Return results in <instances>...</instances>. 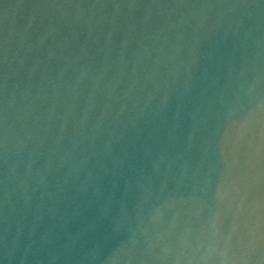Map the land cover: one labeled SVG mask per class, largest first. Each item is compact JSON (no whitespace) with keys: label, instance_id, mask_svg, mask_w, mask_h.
Returning a JSON list of instances; mask_svg holds the SVG:
<instances>
[{"label":"water","instance_id":"95a60500","mask_svg":"<svg viewBox=\"0 0 264 264\" xmlns=\"http://www.w3.org/2000/svg\"><path fill=\"white\" fill-rule=\"evenodd\" d=\"M0 264H264V0H0Z\"/></svg>","mask_w":264,"mask_h":264}]
</instances>
